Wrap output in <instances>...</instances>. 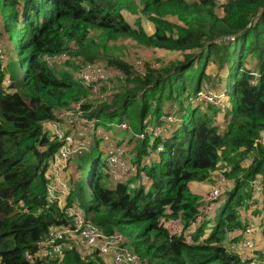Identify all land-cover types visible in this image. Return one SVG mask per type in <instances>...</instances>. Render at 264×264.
I'll list each match as a JSON object with an SVG mask.
<instances>
[{
  "label": "trees",
  "instance_id": "1",
  "mask_svg": "<svg viewBox=\"0 0 264 264\" xmlns=\"http://www.w3.org/2000/svg\"><path fill=\"white\" fill-rule=\"evenodd\" d=\"M0 12V41L19 57L6 66L0 58V264H58L37 258L40 241L63 223L59 208L48 200L46 174L60 144L43 125L54 121L59 110L87 99L90 91L71 73L49 67L46 56L68 53L84 62H101L102 51L119 41L178 58L149 70L145 78L130 63L113 58L106 65L125 75L122 86L110 101L83 108L95 106L92 115L109 129L128 123L140 132L148 116L158 123L174 108L179 122L156 140L155 147L163 144L164 151L148 169L146 186L130 189L132 178L106 186V161L102 155L91 161L87 184L91 182L93 201L81 199V207L104 233L122 234L148 264H264L260 250L244 261L227 247L230 236L235 241L244 237L242 211L252 209L253 182L264 188V146L258 144L264 136V0L223 5L214 0H1ZM226 35L237 36L236 41L217 44ZM210 64L216 70L208 73ZM214 81L221 82V88L213 89L225 94V110L194 100ZM193 86L194 94L184 102ZM124 87L125 96H118ZM136 103L139 110L129 117ZM132 140L135 148L141 142L136 158L132 155L139 163L148 142ZM81 160L76 167L83 171ZM225 164L232 167L226 175L232 188L223 202L220 198L219 212L198 227L192 244L170 237L161 219L181 218L189 225L203 200L191 184L209 181ZM73 175L70 204L80 199ZM259 206L254 214L264 236V198ZM62 264L111 263L98 255L84 257L72 247Z\"/></svg>",
  "mask_w": 264,
  "mask_h": 264
},
{
  "label": "built area",
  "instance_id": "2",
  "mask_svg": "<svg viewBox=\"0 0 264 264\" xmlns=\"http://www.w3.org/2000/svg\"><path fill=\"white\" fill-rule=\"evenodd\" d=\"M214 1L218 5H223L229 0ZM2 22L0 12V24ZM236 38L235 35H226L218 39L217 44L235 42ZM71 57L68 53H61L45 58L46 64L51 68L58 66L62 70H70L74 78L87 88L90 94L87 99L59 110L54 121L46 122L43 125L44 129L48 130L60 144L59 149L49 159L46 174L49 179L48 200L59 208L63 215V223L52 227L40 241L37 258L53 260L62 264L66 257V251L78 244L87 250H92L111 264H148L128 246V242L122 234L104 233L94 222L93 215L89 216L79 203L70 204L72 177L69 174V168L75 158L90 153L96 145H99L105 153V161L112 181L119 183L132 178L135 182L130 184V189H134L137 185L146 186L148 184V169L153 166L158 155L164 151L163 144H158L155 147L156 140L166 137L174 125L179 122L174 114L176 108L173 109L172 114L163 116L158 123H154L152 117H148L140 132L133 131L128 123L117 125L120 131L129 133L130 139L147 140V154L141 158L139 163H136L132 160L130 152L119 143L108 126L99 117L92 115V111L96 107L93 106L94 108L89 110L83 108L84 104L96 105L97 102L110 101L116 87L120 86L125 79V75L120 70L108 68L101 62L88 63L80 58H75L78 65L71 71L69 64L74 61ZM0 58L3 66H6L9 58L4 40L0 41ZM71 59L72 62H70ZM130 64L135 74L143 78L147 76L149 70L160 68L158 63H147L141 59ZM9 84L10 79L7 78L5 87ZM225 98V94L222 92L214 93L211 90L201 89L194 100L200 103L210 102L225 110ZM113 126L115 125L110 127ZM258 144L264 146V136ZM250 165L251 160H246L245 166L249 167ZM231 170L232 167L225 164L212 173L210 180L207 181L209 190L199 206L198 215L189 225L186 226L181 218L172 219L164 216L161 219V225L170 237L181 238L186 244L193 243V236L198 227L213 216L220 198L230 190L232 181L226 175ZM253 186L254 195L250 203L251 207L257 210L260 208L259 201L264 198V188L258 180L253 182ZM261 233L262 229L258 220L255 216H251L245 222V229L242 233L244 237L237 241L234 238L230 239L227 247L229 251L239 255L244 261L252 260V254L257 250V242ZM92 256L94 255L92 254Z\"/></svg>",
  "mask_w": 264,
  "mask_h": 264
},
{
  "label": "rangeland",
  "instance_id": "3",
  "mask_svg": "<svg viewBox=\"0 0 264 264\" xmlns=\"http://www.w3.org/2000/svg\"><path fill=\"white\" fill-rule=\"evenodd\" d=\"M9 45L6 43V51L8 54V58L10 59L11 63L12 62L15 63V61H18L19 57H17V55L15 53H13L11 55L12 51H10V49L12 47H9ZM12 50L14 51V49H12ZM109 50L110 51H107V52L102 51V53H101L102 56L99 59V61H101V64H103V65L108 64V62H111L113 58L114 59L117 58V59H122L123 61H125L127 63H132L135 60L141 59L147 63H158V64H160V66H162V64L164 65V63H166V62H169L171 60H175L178 58L176 53H170V52L160 53L157 51L156 52L155 51H148L146 49H143L137 43L132 42V41H119L116 44L111 45V48ZM71 58L74 59L73 62L71 59L70 62H72V63L69 64V67L72 71L75 68H77L78 61L75 59V57H71ZM250 66H251L250 64H247V67H250ZM215 68L216 67H214L212 64H210L207 72L210 73L212 70H216ZM53 69H56L58 71L62 70V68L58 67V66L53 67ZM67 72L70 73V70H68ZM228 74H229V70L227 72L224 71L225 77H224V79H222L223 89H225V85H226L225 80H227ZM218 84H221V82L214 81L211 85L205 84L202 89L206 90V91L211 90L212 92L217 93V92H215L216 89L221 88V87H218ZM120 85L122 86V84H120ZM121 86H118V87L120 88ZM213 88H216V89H213ZM124 89H125V87L123 89L122 88L119 89V92H118L119 95L118 96H120V97L125 96L126 93L122 92ZM194 91H195V86H193L192 89H189L187 94L184 95V97H183L184 102H186L188 100V95L194 94ZM177 103L179 104V102H177ZM192 108H193V106H190L187 110V113H190ZM138 110H139L138 103L131 106L130 110H129V117H131L132 115L137 113ZM148 117H152V116L150 115ZM219 117H221V114L219 115ZM125 121H127L131 124V121L129 120V118H126ZM110 131L112 134H114V137L119 141V143L124 145V147L130 152V154L134 155L136 158L137 151H140L142 148L141 142H138L137 148H135L136 143L132 139L129 138L130 137L129 133L126 131H120L117 128L116 124H115V126L110 127ZM89 155L90 154H86L84 157H82L83 159L78 158V159L74 160L72 162V164L70 165V168H69L70 176L72 177L73 174H74L73 176L76 175L75 177L78 181L76 187H77L78 195H80V199L75 198L76 199L75 203H79V204L81 202V199L84 201V203H89V202L93 201V196L90 193L89 188H88V184H87V180L89 179V174H90V170H91V161L97 160L100 157V155H102V160L105 161V159H106L105 153L103 152L102 147H100V149L96 148L95 150H93L92 155L91 156H89ZM135 158L132 157V160H134ZM79 159L80 160L82 159L81 163H82L83 167H85V169L83 171H81L80 169L77 170L76 163H77V160H79ZM105 185L106 186H112V185H114V181H112V179L106 177L105 178ZM71 188H72V194H75L73 192L74 189H73V183L72 182H71ZM231 188H232V184H231L230 189ZM226 194H224V195L226 196ZM225 196L222 198V202H223V199H225ZM254 211H256V209H254V208H252L250 211H242V221H244V223H245L251 216L256 217V215L254 214ZM216 212H219V209H217ZM256 219H258V218L256 217ZM74 247L78 251H80L82 254H85L86 257H89L90 255L92 256V254L96 255L95 252H93L92 250H87L86 248H84L78 244H76ZM256 249L264 252V236L263 235L262 236L260 235V237L258 238ZM256 251L254 252V254H252V258L255 257ZM103 260H106V259H103Z\"/></svg>",
  "mask_w": 264,
  "mask_h": 264
},
{
  "label": "crops",
  "instance_id": "4",
  "mask_svg": "<svg viewBox=\"0 0 264 264\" xmlns=\"http://www.w3.org/2000/svg\"><path fill=\"white\" fill-rule=\"evenodd\" d=\"M191 188L193 190L194 193L198 194V195H202L204 197V195L208 192L209 190V184L207 182H203V183H198V182H194L191 184ZM234 236H230L229 237V241L230 239H233ZM108 262V260H106Z\"/></svg>",
  "mask_w": 264,
  "mask_h": 264
},
{
  "label": "water",
  "instance_id": "5",
  "mask_svg": "<svg viewBox=\"0 0 264 264\" xmlns=\"http://www.w3.org/2000/svg\"><path fill=\"white\" fill-rule=\"evenodd\" d=\"M90 185H91V182L88 183V186H90Z\"/></svg>",
  "mask_w": 264,
  "mask_h": 264
}]
</instances>
